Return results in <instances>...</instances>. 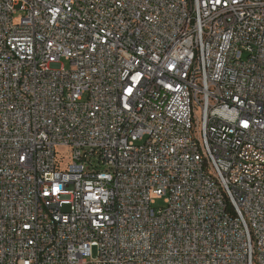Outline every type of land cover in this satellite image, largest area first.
<instances>
[{"label": "built area", "instance_id": "built-area-1", "mask_svg": "<svg viewBox=\"0 0 264 264\" xmlns=\"http://www.w3.org/2000/svg\"><path fill=\"white\" fill-rule=\"evenodd\" d=\"M0 264H264V0H0Z\"/></svg>", "mask_w": 264, "mask_h": 264}, {"label": "rangeland", "instance_id": "rangeland-1", "mask_svg": "<svg viewBox=\"0 0 264 264\" xmlns=\"http://www.w3.org/2000/svg\"><path fill=\"white\" fill-rule=\"evenodd\" d=\"M60 64H61L63 67L67 68V69L70 68V61L67 60V59H64V58L60 59ZM163 204H164V203H163V200H162V199H158V200H157L156 207H162Z\"/></svg>", "mask_w": 264, "mask_h": 264}]
</instances>
